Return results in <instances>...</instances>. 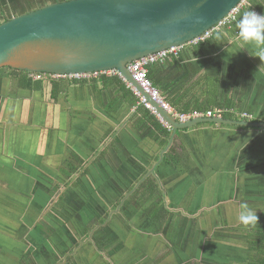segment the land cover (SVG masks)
<instances>
[{
	"label": "rangeland",
	"instance_id": "rangeland-1",
	"mask_svg": "<svg viewBox=\"0 0 264 264\" xmlns=\"http://www.w3.org/2000/svg\"><path fill=\"white\" fill-rule=\"evenodd\" d=\"M30 1L0 0V10L2 7L5 17L10 18L17 11L28 10ZM37 2L43 5L42 1ZM2 16L0 13V20ZM230 30L239 31L237 27ZM219 47L220 51L211 57L213 62L202 69L204 75L220 71L216 58L222 60L232 55L233 59V43H229L227 55L225 48ZM7 72L5 68L0 69V163L5 164L0 168V247L5 249L0 256L5 257L9 264L11 259L13 264H182L180 260L183 257H191L187 253L189 249L184 245L187 240L196 246L193 250L189 244V252L195 254L191 258L203 264H239L247 258V245L243 233L241 236L238 230L241 225L238 216L242 206L256 211L257 217L263 209L260 200L264 199V173L257 174V183L251 184L246 178H255L252 168H233L236 177H242L245 181L246 188L194 189L201 200L208 196L211 200L217 194L218 201L225 202L218 205L221 211L218 220L211 217L210 220L203 218L205 220L202 221L198 210L204 204L199 207L193 205L194 209H191L186 207V200L177 202L171 199V195L174 185H190V182L202 175L197 172L207 168H178L170 172V168H165L161 163L156 168V174L161 177L157 184L165 196L164 204L169 211L165 213L163 223L156 225V235L155 232H147L143 226H147L148 221H139L140 212L130 206L133 204L135 190L142 181L135 184L132 192L125 194L123 206L114 207L113 194L121 192L117 185L114 187L117 191L114 192H108L107 188L106 191L98 190L103 184L99 169L102 167L96 156L90 157V172L86 175L78 171L83 168V164L76 171H70L68 162H65L67 167L60 165L65 159H72V151L84 153L83 149H89L90 146H98L94 153L99 151L103 141L101 133L107 129L102 109L88 99L91 103L89 107L80 106L79 91L71 85L67 95L61 86L58 103L53 104L54 101L49 99L48 86L39 91L17 88ZM130 109L126 111L130 112ZM127 114L120 113L116 124L110 125L119 129L121 122L128 118ZM127 126L134 133H129L125 128L119 132L133 136L141 134L132 124ZM99 135L101 141L98 143ZM103 144L102 147H105ZM8 149H12L16 158L14 161L12 157L11 168H6L8 163L5 155ZM129 151L133 152L132 149ZM231 154H234L233 150H230L229 156ZM111 158H114L113 153ZM210 159L211 156L207 161ZM228 172H231L228 173L230 175L222 173L220 179L230 180L233 171ZM207 174L211 181L216 179L215 174L205 173L204 176ZM188 190L182 192L187 193ZM59 192L66 193L67 205L63 209L54 207ZM85 192H91V196L87 197ZM212 206L207 205L205 209ZM105 211L108 213L105 222L91 228L86 226L95 214ZM232 227L237 229H230ZM74 229H78V233ZM114 235L118 239L115 244L121 241L120 248L114 252V243L101 248L102 241H109L110 237L113 240ZM102 236L105 238L101 239ZM141 246L144 251H139ZM111 251L114 253L109 256ZM155 255L156 260L161 262L153 261Z\"/></svg>",
	"mask_w": 264,
	"mask_h": 264
},
{
	"label": "water",
	"instance_id": "water-1",
	"mask_svg": "<svg viewBox=\"0 0 264 264\" xmlns=\"http://www.w3.org/2000/svg\"><path fill=\"white\" fill-rule=\"evenodd\" d=\"M242 0H56L0 22V69L86 75L116 72L174 131L199 121L264 127L224 116L175 119L146 93L127 64L180 48L218 24Z\"/></svg>",
	"mask_w": 264,
	"mask_h": 264
},
{
	"label": "crops",
	"instance_id": "crops-1",
	"mask_svg": "<svg viewBox=\"0 0 264 264\" xmlns=\"http://www.w3.org/2000/svg\"><path fill=\"white\" fill-rule=\"evenodd\" d=\"M236 34L237 32L235 31L232 35L233 38L229 40V43H233L234 47L233 59L232 55L226 56L225 58H222V60L216 58L218 67L220 66L221 69L218 73H215V75L220 76V86L223 91V97L226 98L228 94L230 95L231 92H234L235 108L238 111L244 113V111L250 109L251 113L248 114L249 118L254 117V121H264V60H261L260 57L256 56L257 49L255 45L242 44L239 36H236ZM229 43H225L224 45L216 44L211 51L199 49L197 57H195L193 52L196 49L194 48L195 45L193 43H188L183 47L177 48V53L169 54L165 61L153 63L152 66L154 67L156 82H160L161 85H165L167 87L163 92V97L165 98L167 95L173 96L174 94L170 93V90H175L181 85L184 86L185 89L190 87V85L193 84L197 78H199V74L205 73L202 69L213 62L211 61V57L213 53L220 51L221 48L219 46H223L225 48L224 51L226 52V55L228 54ZM198 67H200L201 70H199L200 68L197 69L196 71L199 72L196 73L194 69ZM199 88L201 90L203 89L201 87ZM225 92L228 94H225ZM84 93V95L80 92L77 93L80 97V100L78 101L79 105L84 108L89 107L91 103L87 101L88 99L92 100V104H95L98 108L94 97L88 91ZM201 100L205 101L204 96L201 97ZM213 109L220 110V115H223L221 109ZM130 110V112H124L128 113V118H126L125 122H121L119 129L110 125L116 124L115 121H118V119L108 118L104 114L107 122L106 130L109 128L113 129L115 132L113 134H117L122 141V145L118 147H121V149H118V153H115L113 149H109V152L111 150L110 156H112V153L114 154V158L112 159L113 165H116L118 168H147V175L145 173L139 181H142L151 174H155L158 177V180H160V175L156 174L157 172L155 171V168H157L161 163H163L165 168H170V172L177 171L175 168H207L206 170H200L197 172L202 175L197 177V179L195 178L194 182L189 181L190 185H174L172 187L173 194L171 195V199L174 198L177 202L186 200V207L191 209H194L193 205H197L199 207L201 204H204V207L198 210L199 218L202 221L205 220L203 218L210 220L211 217H215L218 220V216L221 214L218 205L225 204V202H219L217 194H214L211 197V200L210 196L202 198L201 200L199 198L200 196H198V192L195 193L194 189L210 188L215 190V188L222 187H226L228 189L246 188L247 185L246 183L244 184L245 181L242 177H236V171H234L233 168H252L251 171L255 175V178L252 176H248L246 178V180L250 181L251 184L257 183L255 180L257 179V174L264 173V170L262 169L264 168V154H255L256 150L259 149V146L262 145V142L264 141V127H246L226 123L199 121L196 124H191V126L187 128H178L176 131H174L173 127H171L169 129V136H166L168 143L165 147H162V145H159V140L165 137H163L160 133H156L150 137L149 134L146 135L147 133H144V135L134 134L133 136L132 134L119 132L121 129L124 130L125 128L129 131V133H134L132 128L127 126L131 124L129 118L134 109L131 108ZM207 110H211V108L207 107L206 111ZM206 111L201 112L203 116L199 117H207L205 115ZM191 118L194 117L187 118L181 122H186ZM230 118L234 119L232 117ZM105 131L101 134H104ZM112 138L113 136L106 137L103 145L107 146ZM97 139L100 141V135L97 136ZM171 145L175 146V158L171 161V164L166 161L162 162L164 153L169 147H171ZM105 147H102L101 143V145H99V151L103 150ZM97 148L98 146H90L89 149H83L84 153L74 152L85 161L83 165L87 166L88 164L89 166V163H91L90 157L97 156V153L93 152L94 150H98ZM144 148H149L152 151L157 152V154H159L157 161L148 163L147 160H145L144 155H142L144 154L142 151ZM129 149H132L133 152L131 153ZM11 150L12 149H8L5 155L6 162L8 163L6 168L12 167V157H14V161H16L15 155ZM230 150H233L234 154L229 156ZM210 156L211 159L207 161ZM0 157H2V155H0ZM65 162L66 159L62 163L60 162V165L63 164V167H65ZM4 165L5 164L0 163V168L4 167ZM37 165L39 164L37 163ZM257 168L260 169L257 170ZM228 171H233L231 179L228 181L221 180L220 175L222 173L225 175L231 173ZM205 173L215 174L216 179L211 181L210 175L207 174V176H204ZM126 175H128L127 171H125V177H127ZM184 189H190L192 191L188 190L187 193H184L182 192ZM200 201L204 203H199ZM207 205L213 206L205 209ZM196 218H198V216ZM222 220L224 221V217H222ZM4 251L5 249L0 247V253ZM0 264L9 263L5 257L0 256ZM10 264H13L12 259Z\"/></svg>",
	"mask_w": 264,
	"mask_h": 264
},
{
	"label": "trees",
	"instance_id": "trees-1",
	"mask_svg": "<svg viewBox=\"0 0 264 264\" xmlns=\"http://www.w3.org/2000/svg\"><path fill=\"white\" fill-rule=\"evenodd\" d=\"M37 1H42L43 5H45L56 0H31L30 2H28V10L43 6ZM28 10L17 11V13L15 12L16 14L14 15L21 14ZM252 11L256 12L257 14L264 15V0H246L239 9V12L237 13L234 21L226 22L224 26H220V28H216V24L209 36H207L204 40H199L196 44H194V48H196L193 51L195 57L198 56L199 49L211 51L216 44L224 45L225 43H229V40L233 38L232 35L234 34V32H231L230 29L232 27L238 28V24L241 18L246 13ZM0 13L1 15H3V18L0 20V22L9 18L5 17L2 7ZM236 36H238V32ZM152 65L153 64L148 66L147 76L151 80L152 85L163 96V92L167 87L165 85H161L160 82H156L154 67ZM4 68L8 70V75L14 79L17 88L29 91H39L42 90L45 86H48L49 99L50 101H54L53 104L58 103V95L60 94L61 86L63 85L65 95H67V89L71 85L74 86L75 89H78V91L82 95L85 94L84 92L88 91L94 97L98 108L102 109L103 114H105V116L108 118L117 119L120 113L125 112L128 108H133L134 110L129 118L132 126L141 134L147 133L146 135L149 134L150 137H152L156 133H160L161 135H163V137L165 138L159 140V145H162V147H165L168 143V139L166 138V136H169L170 134L169 129L163 126L160 120L153 113H151L150 110H148L144 105L138 102V98L133 94L130 88L126 86L125 81L116 72L110 74L100 72L96 75H89L80 78L60 77L54 79L49 76L50 73H31L28 71L12 69L9 67ZM199 68L200 67L194 69V71ZM199 70H201V68ZM198 72L199 71H196V73ZM35 75H40V77L35 78ZM45 75H48L49 77H44ZM220 85V76L215 74H199V78H197L195 82L191 84L187 89H185V87L182 85L177 87V89L175 90L169 89L170 93L174 95H167L165 97V100L178 112L181 113H191L194 111L201 113L203 111H206L207 107H209L211 109H221L224 117H232L237 120H255L254 117L249 118L248 114L251 113L250 109H247L243 113L235 108V99L233 94L234 92H231L230 95L225 92V94L228 95L226 98L223 97V91L221 90ZM199 87L203 89L201 90ZM202 96H204L205 101L201 100ZM243 114L246 115L243 116ZM113 133H115L114 130L109 128L101 136V138L103 139V141L100 140L101 143H105L106 137L113 136V138L103 150L97 152L96 160L98 163L100 161V165L102 167L99 169H101L100 179L103 186H100L98 190L106 191L107 188L108 192H110L113 190L117 191V189H119V191L121 192L120 194H118L117 192L113 191L114 201L112 206L115 207L121 204L123 206V202L125 201V194L132 192L135 184L139 181V177L145 174L147 168H141L140 170L131 167L118 168L116 165H113L109 149H113L115 153H118V149H121V147H118L122 145L120 137L117 134L114 135ZM174 149V145H171V147L168 148V150L162 157V162L166 161L171 164V161L175 158L176 155ZM142 151L144 153V158L148 163L157 161L159 157V154H157V152H154L149 148H144L142 149ZM261 153L264 154V141L262 142V145L259 146V149L256 150L255 154L260 155ZM70 155L72 156V159L69 157L68 159H66V162H68V165H70V171H76V169L82 166L85 161L74 151H72ZM65 167H67V164L65 165ZM88 168H90L88 165H83V168H79L78 170L79 174L81 172L83 175L88 174L90 172ZM175 169L177 170V168ZM262 169L264 170V168ZM125 171L128 172V175L130 177H125ZM155 171L157 172L156 168ZM78 181L80 182V178ZM158 181V177L153 174L143 179L141 184H139V186L135 190V194L133 196V204H130L132 209H136L135 211L138 210L140 212L139 221H148L146 224L147 226H143L146 227V231L153 233L155 232V235L158 231V229H155L157 227L156 225H161L163 223V220L165 219V213L169 211L164 204L165 196L163 192L159 191V186L157 184ZM77 184L78 182L76 181L75 185ZM115 185H117V189H114ZM85 195L89 197L91 196V192H85ZM260 203L263 205V209H261L258 213L259 215L257 222L248 226H245L241 223L238 228L241 236L243 233V237L248 249L247 258L239 264H264V199L260 200ZM66 205V193L59 192L58 200L54 204V207L56 209H63L64 207H66ZM142 213L144 215H142ZM106 214H108L107 211L101 214H95L92 219L93 221L91 220L90 222H88L86 226L88 228H91L95 224H102L106 220ZM230 229L234 230L237 228L232 227ZM74 230L78 233V229ZM104 238L105 236L101 237V239ZM117 240L118 239L116 235H114L113 240H111V237L109 238V241L100 240V243L101 241L103 242L101 248H105V246L114 243L115 252L121 246V241H119L118 244H115V241ZM189 242L190 241L187 240L184 243V245L187 247L186 249H189V251H191L189 247L190 244L194 250L196 246ZM144 250L145 249L142 246L139 249V251ZM189 251L187 252L188 255L191 254V257L195 255L193 252ZM114 252L111 251V254H109V256ZM184 254L187 257V254ZM190 258L183 257V259L180 261L182 264H203V262L200 260H195V258H191V260H189ZM153 261L161 262L160 260H156V255L153 257ZM112 263L114 262H111V264Z\"/></svg>",
	"mask_w": 264,
	"mask_h": 264
},
{
	"label": "built area",
	"instance_id": "built-area-1",
	"mask_svg": "<svg viewBox=\"0 0 264 264\" xmlns=\"http://www.w3.org/2000/svg\"><path fill=\"white\" fill-rule=\"evenodd\" d=\"M245 2V0H242L241 4L234 7L226 17H224L215 27L220 28V26H224L226 22L234 21L236 18L237 13L239 12V9L241 8L242 4ZM214 27L210 28L209 30L205 31L202 35L197 37L195 40H193L190 43L196 44L199 40H204L209 34L211 33L212 29ZM177 53V48H171V49H164L160 50L154 53H151L149 55H146L144 57L138 58L130 63L127 64V68L132 74L133 78L136 80V82L139 83V85L143 88V90L151 95V97L167 112H169L175 119L179 121H184L187 118L190 117H199L203 116L202 113L199 112H191V113H181L175 110L166 100L165 98L160 94V92L152 85L151 80L148 78V66L156 63V62H162L165 61L169 54ZM104 73H115V72H104ZM98 73H92V74H86V75H57V74H49L51 78L57 79V78H73V77H85L89 75H96ZM48 75H45L44 77H49ZM40 75H35V78H39ZM123 79V78H122ZM124 80V79H123ZM125 81V80H124ZM125 84L127 87L130 88V90L133 92V94L138 98V102L142 105H144L148 110H150L151 113H153L163 124V126L170 128V125H168L163 119H161L155 110V108L150 104V102L147 100L145 96H143L140 92H138L136 89H134L130 83L125 81ZM205 115L207 117H213L220 115V110L217 109H211L207 110ZM246 114H243L245 116Z\"/></svg>",
	"mask_w": 264,
	"mask_h": 264
},
{
	"label": "clouds",
	"instance_id": "clouds-1",
	"mask_svg": "<svg viewBox=\"0 0 264 264\" xmlns=\"http://www.w3.org/2000/svg\"><path fill=\"white\" fill-rule=\"evenodd\" d=\"M238 29V36L242 44L255 45L257 49L256 56L260 57L261 60H264V15L257 14L254 11L246 13L241 18L238 24ZM238 220L245 226H248L250 224H255L258 217L256 211L247 208V206H242Z\"/></svg>",
	"mask_w": 264,
	"mask_h": 264
},
{
	"label": "flooded vegetation",
	"instance_id": "flooded-vegetation-1",
	"mask_svg": "<svg viewBox=\"0 0 264 264\" xmlns=\"http://www.w3.org/2000/svg\"><path fill=\"white\" fill-rule=\"evenodd\" d=\"M69 78V77H68Z\"/></svg>",
	"mask_w": 264,
	"mask_h": 264
}]
</instances>
